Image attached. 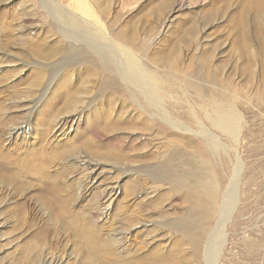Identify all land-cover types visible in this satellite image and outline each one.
<instances>
[{
    "label": "rangeland",
    "instance_id": "obj_1",
    "mask_svg": "<svg viewBox=\"0 0 264 264\" xmlns=\"http://www.w3.org/2000/svg\"><path fill=\"white\" fill-rule=\"evenodd\" d=\"M241 1L85 0L96 22L157 83L155 105L116 75L100 81L99 56L67 28L68 15L89 18L76 0H0V117L10 124L29 118L24 95L32 98L27 89L42 67L44 82L56 81L55 96L67 88L77 93L79 114L72 126L39 137L43 103L30 115L31 133L4 146L77 147L47 170L74 187L69 213L95 217L120 239L121 257L157 246L164 264H264V51L251 15L247 40L241 35ZM30 41L56 51L41 59ZM85 140L115 155L83 152ZM22 175L19 192L0 181V264H88L83 241L42 201L38 175ZM230 189L237 203L212 261L217 236H210ZM129 207L140 210L142 223L123 222Z\"/></svg>",
    "mask_w": 264,
    "mask_h": 264
},
{
    "label": "bare ground",
    "instance_id": "obj_2",
    "mask_svg": "<svg viewBox=\"0 0 264 264\" xmlns=\"http://www.w3.org/2000/svg\"><path fill=\"white\" fill-rule=\"evenodd\" d=\"M76 2L79 5L78 9H80L82 13H85V15L83 16L89 17L90 20H93L89 21L88 18L86 21L82 18H78L79 16L77 17L68 15L71 18L68 17L69 23L67 25V28H73L72 30L76 32V34L74 33L73 35L74 38L76 37L81 40V44H85L86 47H90V49L96 52V54L99 56V59L102 61V64L100 63L102 68V78L100 81L105 82V79H107V81L115 80L114 76L116 75L125 83H134L144 96L150 98L148 99L151 100L153 104H159V102H156L155 97V89L157 87V83H155V81L153 82L148 77V73L146 71H142L140 69V63L137 61V59L134 60L132 54L127 51L125 47L121 48L118 45L120 43H118L113 37H111L109 33H106L104 27L96 22V15L91 12L90 6H88L89 8L86 6L85 0H76ZM227 7L228 6H226L225 8ZM250 15L254 27V34L257 41L259 42V45L261 46V49L264 51V0H242L240 3V7L237 9V17L239 20V25L241 27V35H243V39L245 41L248 38V30L246 29V26L248 25V18ZM118 36L127 42V34L125 35L121 33ZM35 43L33 41H30V50L41 59H49L53 54V50L56 49L54 47L51 49H46L44 42L39 44ZM42 68L38 69L37 75L32 80L33 88L27 89L28 96L32 95V98L27 99L24 95V99L27 100V103L26 105L24 104V106L28 110L29 118H23L19 122L17 121L10 124L8 118L0 117V181L2 183H10V185L13 186V189L16 192H19L21 191V189H23L24 178L22 179V174L38 175V178L42 181L40 184L43 197L42 201L45 205L49 206L52 209L53 213H55L58 218L65 219L67 222H65L67 224V228L71 230V232L76 237L80 238L83 241L84 246L88 251V264H164L162 261V257L165 255V252L161 251L157 246L149 249L144 255L136 254L135 256L128 257L119 256L116 248L117 246L115 247V243L116 245L118 243L120 244V239H117L118 237L114 239V237L109 235L110 233L103 232V230L106 231V227L103 224L95 223V217H92V215L90 214L87 216L83 213H80V211H72L71 213H69L72 210V208H70V202L73 199L74 187L71 184L63 185L61 183L62 181L59 182V180L54 177L53 172L51 174L48 171L49 169L47 170V168L54 162H61L69 156L76 155L78 152L76 149L77 147L75 148L72 145L68 148L55 152L52 146L51 148L48 147L47 143H40L37 146H32L30 148L29 146L24 147L25 145L23 146L22 144L20 146L12 147V149L6 148L4 146V140H11V138L15 136V134H24L26 132L31 133L33 124L30 115L35 111H41L38 109L43 103H46V108L41 111L43 112V115L42 117H40V120L36 122V125L40 126V128L42 129V131L39 132V137H44L45 134H49V131L53 130L52 128L54 127L59 129L64 128L68 125L72 126L74 122L77 121V115L79 114L77 112H73L74 107L78 102L77 93L75 91H72V89L67 88L65 93L56 94L55 96L54 92L51 91V85L52 83L55 84L56 81H52L49 83L44 82L46 78L44 69ZM106 72L110 75L108 74V76ZM104 74L106 75V78ZM59 85L60 87H65L64 84L59 83ZM19 93H17V96ZM48 94H51L50 97ZM66 110L68 113H66ZM5 136L7 137V139L5 138ZM81 149L83 152L90 154H103L105 155V157H111L115 155L112 154L113 152L110 148L106 151L102 150V152H100L93 146H90V142L88 140L83 141V147H81ZM80 157L81 156H78L77 159L82 160V157ZM86 159L88 160V158ZM117 159L121 158L118 156ZM88 161L83 160L82 162L85 163ZM58 170H56L55 174L62 172ZM236 172L239 173V171ZM129 193H131V190ZM234 193L232 189H230L227 194L225 192L226 196L223 198V202L220 206L221 217L219 219L218 226L213 231L214 236H210V238L213 240H215L217 236L215 240L216 243H212L209 247V250H211L209 255L210 260L215 258L214 252L217 245L219 246L218 232H222L224 225L229 221L228 219L231 218V215L237 203V194ZM110 196L111 192L108 193V198H110ZM213 204L214 199H211V202L207 207H209L210 205L212 206ZM139 217L140 210L137 209L136 211L129 207V209L127 210V216H124L123 222L127 223V225H133L136 222L142 223ZM215 233L217 234L215 235ZM166 256L168 257L169 255L166 254ZM171 256L169 257L171 258ZM49 263H54V260L51 259Z\"/></svg>",
    "mask_w": 264,
    "mask_h": 264
}]
</instances>
